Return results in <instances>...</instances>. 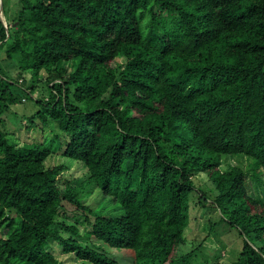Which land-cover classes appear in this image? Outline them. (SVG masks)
Here are the masks:
<instances>
[{"label":"trees","instance_id":"1","mask_svg":"<svg viewBox=\"0 0 264 264\" xmlns=\"http://www.w3.org/2000/svg\"><path fill=\"white\" fill-rule=\"evenodd\" d=\"M2 5L0 264H62L52 243L81 264H201L173 253L194 198L238 230L230 264H264L247 189L264 184V0ZM21 106L38 134L19 144Z\"/></svg>","mask_w":264,"mask_h":264},{"label":"rangeland","instance_id":"2","mask_svg":"<svg viewBox=\"0 0 264 264\" xmlns=\"http://www.w3.org/2000/svg\"><path fill=\"white\" fill-rule=\"evenodd\" d=\"M12 0H9V5ZM2 0H0V18L6 25V16L2 8ZM28 107H30L28 105ZM15 114H12L10 118V131L13 132L14 137L17 138V142L22 144L25 140H32L38 134V132L32 129H26L23 126L15 125L18 121L22 123L25 122L23 114L27 110V106H21L19 108H14ZM227 162L235 164L234 158H227ZM47 164H61V171L68 179H78L83 177L85 169L75 165V163H70L65 158H60L57 155H51ZM223 166L225 164L223 163ZM201 179L205 177L200 175ZM247 189L251 196L256 197L260 201H264V184L258 183L253 179H247ZM194 196V195H193ZM192 211L194 213L195 219H192L190 224L184 230L185 241L177 249L175 247L173 253L178 251L180 254L192 251V256L196 262L205 264H230L232 260L236 257L237 252L240 251L242 241L239 237L238 230L221 221L220 212L213 206H211L210 200L200 207L198 210L197 198H194L191 202ZM196 210V211H195ZM50 250L56 254L60 259L62 264H81L80 261L76 260L74 256L68 255L61 251L60 246L57 243H52ZM127 264V263H126Z\"/></svg>","mask_w":264,"mask_h":264}]
</instances>
